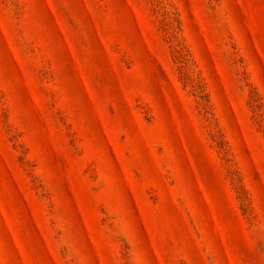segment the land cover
<instances>
[{
  "label": "rangeland",
  "instance_id": "obj_1",
  "mask_svg": "<svg viewBox=\"0 0 264 264\" xmlns=\"http://www.w3.org/2000/svg\"><path fill=\"white\" fill-rule=\"evenodd\" d=\"M0 264H264V0H0Z\"/></svg>",
  "mask_w": 264,
  "mask_h": 264
}]
</instances>
